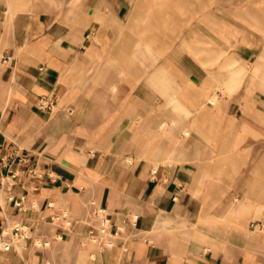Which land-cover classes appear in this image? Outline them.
<instances>
[{"label": "crops", "instance_id": "crops-1", "mask_svg": "<svg viewBox=\"0 0 264 264\" xmlns=\"http://www.w3.org/2000/svg\"><path fill=\"white\" fill-rule=\"evenodd\" d=\"M145 2L0 0V234H29L0 264H264V30ZM92 200L124 225L105 250Z\"/></svg>", "mask_w": 264, "mask_h": 264}, {"label": "rangeland", "instance_id": "rangeland-1", "mask_svg": "<svg viewBox=\"0 0 264 264\" xmlns=\"http://www.w3.org/2000/svg\"><path fill=\"white\" fill-rule=\"evenodd\" d=\"M213 0H146L144 3V10L158 22L157 28L168 27V24L164 26L165 22H171V27L175 30L178 23L184 20L186 17L195 18L200 16L203 12L208 11V4L211 5ZM216 5L221 6V12L226 16H230L229 12H236V16L244 22L245 17H251L253 27L264 30V0H214ZM9 12L12 11L11 7H8ZM250 11L252 14L250 15ZM148 15L145 14L146 17ZM146 22H149L146 18ZM132 26L129 27V31L136 35V14L132 18ZM162 24V25H160ZM148 25L145 28L148 29ZM145 30L143 32H146ZM130 43V42H129ZM128 44V43H127ZM217 96L210 98L216 102Z\"/></svg>", "mask_w": 264, "mask_h": 264}, {"label": "built area", "instance_id": "built-area-1", "mask_svg": "<svg viewBox=\"0 0 264 264\" xmlns=\"http://www.w3.org/2000/svg\"><path fill=\"white\" fill-rule=\"evenodd\" d=\"M5 12L6 9L0 10V13ZM9 58L10 56L8 55L3 57L4 61H7ZM43 99L46 100L45 98ZM209 102L210 104H214L215 101L210 100ZM45 106L50 107V104L46 103ZM11 165L12 161L2 158L0 167L10 168L11 175L15 176V171L11 169ZM90 211L91 215L95 218L96 224L91 225L88 235L93 242L98 244L101 250H105L112 245L111 238L124 230V225H116L115 230L112 231L110 218L106 213V209L98 205L95 200L90 202ZM52 219L53 221L63 220L66 225L73 224L70 217V212L66 208L62 212L55 214ZM123 222H126V220L124 219ZM250 225L254 230H257L264 235V218L253 220L251 221ZM28 237V227L25 224L21 222L7 223L0 234L1 247L4 250H11L16 243H18L20 240L27 239ZM35 243L39 246H47L50 242L48 240H36Z\"/></svg>", "mask_w": 264, "mask_h": 264}]
</instances>
